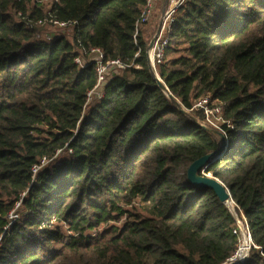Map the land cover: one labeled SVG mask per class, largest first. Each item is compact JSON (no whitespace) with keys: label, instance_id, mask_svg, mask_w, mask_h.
Wrapping results in <instances>:
<instances>
[{"label":"trees","instance_id":"1","mask_svg":"<svg viewBox=\"0 0 264 264\" xmlns=\"http://www.w3.org/2000/svg\"><path fill=\"white\" fill-rule=\"evenodd\" d=\"M45 1L0 0V264H222L234 217L186 178L220 145L188 112L205 96L226 133L205 173L247 220L245 264H264V0H185L158 70L165 91L151 38H134L145 0ZM49 16L75 23L69 38L40 37ZM90 48L124 68L85 106Z\"/></svg>","mask_w":264,"mask_h":264},{"label":"built area","instance_id":"2","mask_svg":"<svg viewBox=\"0 0 264 264\" xmlns=\"http://www.w3.org/2000/svg\"><path fill=\"white\" fill-rule=\"evenodd\" d=\"M155 2L156 0H145V3L140 11L139 19L135 24L134 38L138 34L141 35L143 33V28L151 19L155 8ZM184 3L185 0H169L167 8L161 15L158 29L149 40V43L152 42L151 47L146 50L149 70L154 78L159 79L160 81L161 79L158 75L159 66L163 63L165 51L170 44L169 34L172 29L175 15ZM36 24L40 26L49 25L62 31H70L75 23L71 21H56L49 16L38 20ZM51 39L52 36L47 35L45 40L51 41ZM87 58L94 61L97 76L96 86L86 94L85 106H90L102 99L104 85L110 78L122 70L124 66L119 60H105L104 53L99 48H90L87 53ZM74 62L80 67L83 66V59L81 57H76ZM192 111H199L203 115V121L196 120L198 125L214 128L215 131L220 133L225 138L226 133L222 129V124H224L222 109L220 106L215 105L208 96L197 99L188 110V112ZM226 124L228 127L230 126L229 122ZM45 164L46 161L44 159L41 160L39 165L33 166L32 173L35 175L36 172ZM19 204L20 203L18 202L15 205V209L18 208ZM225 206L235 220V226L232 229V233L236 237L237 243L232 254L222 264H245L251 251L257 249V247L252 240L249 225L242 210L238 208L236 209V206L231 198L227 203H225ZM15 209L8 215V219L10 221L17 218Z\"/></svg>","mask_w":264,"mask_h":264},{"label":"water","instance_id":"3","mask_svg":"<svg viewBox=\"0 0 264 264\" xmlns=\"http://www.w3.org/2000/svg\"><path fill=\"white\" fill-rule=\"evenodd\" d=\"M151 45H152V42L149 43L147 49H149ZM155 80H156L157 86L163 91H165L166 87L163 84V82L156 78ZM201 127L208 130L209 132L214 134L216 137H219L220 145L216 151L193 161L186 170V178L188 182L191 185L195 186L196 188L207 187L213 190L216 196L218 197V199L222 203L225 204L231 198L227 188L220 181L213 178L211 175L205 173V169L207 168V165L209 164V162H212L217 157H219V155L221 154L222 149L224 148V137L217 131L209 129V127H204V126H201Z\"/></svg>","mask_w":264,"mask_h":264},{"label":"crops","instance_id":"4","mask_svg":"<svg viewBox=\"0 0 264 264\" xmlns=\"http://www.w3.org/2000/svg\"><path fill=\"white\" fill-rule=\"evenodd\" d=\"M169 0H156L151 19L143 28L142 36L152 35L157 31L163 11L167 8ZM152 37V36H151Z\"/></svg>","mask_w":264,"mask_h":264},{"label":"rangeland","instance_id":"5","mask_svg":"<svg viewBox=\"0 0 264 264\" xmlns=\"http://www.w3.org/2000/svg\"><path fill=\"white\" fill-rule=\"evenodd\" d=\"M50 1H52V0H46L44 3H49ZM42 31L44 33L43 35L40 36L42 39H46V36L47 35H51L52 37L55 36V35H65L68 38L70 36V31H62V30H60V29H58L56 27H52V26H49V25L47 26L46 29H42ZM151 35H152V33L149 34V36H148L149 39L151 38ZM184 111H186V110H184ZM190 115H191V113H190ZM209 129L215 130L214 128H211V127H209ZM216 138L220 141L219 137H216ZM125 208L128 209V210H130V211H134V210L136 212L142 211L141 210L142 207L139 206L138 203H134V204H132V206H125Z\"/></svg>","mask_w":264,"mask_h":264}]
</instances>
